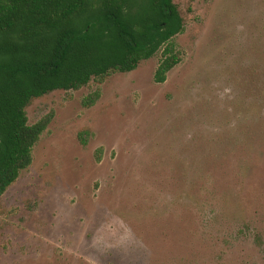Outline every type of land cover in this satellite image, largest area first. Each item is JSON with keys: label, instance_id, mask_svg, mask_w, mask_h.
Returning a JSON list of instances; mask_svg holds the SVG:
<instances>
[{"label": "rangeland", "instance_id": "1", "mask_svg": "<svg viewBox=\"0 0 264 264\" xmlns=\"http://www.w3.org/2000/svg\"><path fill=\"white\" fill-rule=\"evenodd\" d=\"M176 2L165 82L160 50L27 106L52 119L0 196V264H264V0Z\"/></svg>", "mask_w": 264, "mask_h": 264}, {"label": "trees", "instance_id": "2", "mask_svg": "<svg viewBox=\"0 0 264 264\" xmlns=\"http://www.w3.org/2000/svg\"><path fill=\"white\" fill-rule=\"evenodd\" d=\"M184 30L176 0H0V196L32 163L51 122L48 114L29 123L33 98L132 71L160 50L154 80L165 82L182 61L173 38Z\"/></svg>", "mask_w": 264, "mask_h": 264}]
</instances>
